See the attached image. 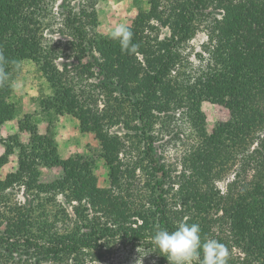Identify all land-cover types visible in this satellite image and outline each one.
<instances>
[{
  "label": "trees",
  "instance_id": "1",
  "mask_svg": "<svg viewBox=\"0 0 264 264\" xmlns=\"http://www.w3.org/2000/svg\"><path fill=\"white\" fill-rule=\"evenodd\" d=\"M51 2L0 0V67L8 74L0 84V128L16 117L12 95L22 63H36L50 82L56 115L73 114L99 140L110 185L97 184L93 161L84 155L62 157L53 119L41 133L34 115L25 114L19 129L29 133L28 143L17 134L3 139L7 155L18 150V166L0 178V260L15 254L18 264H85L86 255L114 243L148 242L155 231L186 222L199 224L202 241L225 244L228 264H264V0H150L128 26L127 50L90 33L94 11L76 12L62 0L59 32L76 60L63 66L61 50L45 36ZM202 28L208 56L192 70L183 50ZM76 77L97 78L102 108L92 104L97 89L78 88ZM204 101L230 111L211 132ZM181 106L190 109L196 145L174 173L158 159L156 125L163 112ZM118 124L124 137L110 129ZM128 142L140 150L136 167L150 173L144 186L124 169L120 154ZM41 164L62 168L63 176L42 183ZM234 166L222 191L216 181ZM17 185L39 203H13ZM51 192L73 206L74 223L65 229L41 215L49 201L42 194ZM160 261L169 264L163 254ZM202 261L201 254L193 263Z\"/></svg>",
  "mask_w": 264,
  "mask_h": 264
},
{
  "label": "rangeland",
  "instance_id": "2",
  "mask_svg": "<svg viewBox=\"0 0 264 264\" xmlns=\"http://www.w3.org/2000/svg\"><path fill=\"white\" fill-rule=\"evenodd\" d=\"M61 2L62 0H52L51 2L48 18L51 26L46 28L45 36L48 44L61 50V57L57 62L63 66L76 60L73 52L70 51L67 41L68 36L62 35L59 32V28L63 23V15L60 12L59 6ZM65 3L67 4L66 7H71L76 12H80L81 10L94 11L97 23L89 26L90 33L106 37L110 36L116 25L123 23L129 26L140 11L148 10L150 7V0H65ZM167 32L166 28H162L160 34L164 36ZM207 40V31L205 28H202L185 46L183 52L188 57L187 65L192 70L202 65V56H208L205 50ZM76 81H78L77 87H80V89L92 90L96 88L97 90L93 92L94 95L91 97L92 99H96V101L94 100L95 102L92 104L98 105L100 108L104 106L103 96L98 94L100 88L95 86L97 78L88 79L84 77L82 80L76 77ZM12 101L17 106L16 117L12 121L3 124L0 128V178H5L7 173L14 171L18 166V150L7 155L3 139L17 134L21 140L28 143L29 133L19 129V121L24 118L25 114L30 113L34 115V122L37 123L41 133L47 132L49 119L54 120L55 137L62 157L84 155L93 161L97 184L101 187L110 185V168L102 156V147L99 140L94 133L82 131L79 119L73 114L64 113L56 115L53 90L50 82L43 72L39 70L36 63L32 61L22 63L21 70L14 79ZM201 107L206 116V127L209 132L212 131L219 121L230 118L229 109L221 104L204 101ZM189 111V108L181 106L177 109L163 112L159 123L156 125L159 137L157 142L159 149H157L158 159L174 168V173L179 172L186 165L185 163L191 158L193 147L196 145L193 130L195 126ZM110 129L122 137L126 133L122 124L115 125ZM139 153L140 150L135 147V144L128 142L127 146L122 150L120 157L124 160V169H129L128 171L131 173L129 179H133L132 181L136 186H144L148 179L147 175L150 173L147 170L136 167L138 166L137 162L140 161ZM39 168L41 171L40 181L42 183H48L63 176V170L58 166L50 167L41 164ZM236 169L237 167L234 166L228 174H223L217 179V185L222 191L226 190L227 183L234 178ZM134 170L136 172H133ZM11 192L13 203L19 202L29 206H31V203L34 206L39 203L33 199L31 194L29 195L25 192L24 186L17 185L11 189ZM42 196H48L49 201L46 202V212H41V215L45 214L46 217H49L59 230L65 229L74 223L73 206L68 203L64 196L58 193L55 194L54 192L44 193ZM35 210L39 211L36 207ZM2 227H5V225H2ZM147 241L138 244L114 243L109 248H103L94 254L86 255L84 263L141 264L143 262V264H163L160 261L161 253L154 245L153 240L148 239ZM0 262H4V264H18V258L14 254L7 260H0ZM43 264L54 263L45 262Z\"/></svg>",
  "mask_w": 264,
  "mask_h": 264
},
{
  "label": "clouds",
  "instance_id": "3",
  "mask_svg": "<svg viewBox=\"0 0 264 264\" xmlns=\"http://www.w3.org/2000/svg\"><path fill=\"white\" fill-rule=\"evenodd\" d=\"M132 37L133 31L123 23L116 25L110 34V38L118 40L125 50L129 48ZM3 61L4 56L0 53V62ZM7 79L8 74L0 67V84ZM152 240L169 264H193L201 254L202 264H228V247L215 239L202 241L201 228L196 223L181 222L174 231L159 229L155 231Z\"/></svg>",
  "mask_w": 264,
  "mask_h": 264
}]
</instances>
